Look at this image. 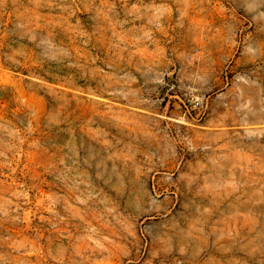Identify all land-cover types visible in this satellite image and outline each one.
I'll return each instance as SVG.
<instances>
[{
  "label": "rangeland",
  "instance_id": "1",
  "mask_svg": "<svg viewBox=\"0 0 264 264\" xmlns=\"http://www.w3.org/2000/svg\"><path fill=\"white\" fill-rule=\"evenodd\" d=\"M0 264H264V0H0Z\"/></svg>",
  "mask_w": 264,
  "mask_h": 264
}]
</instances>
